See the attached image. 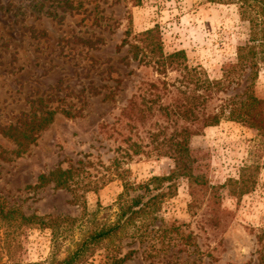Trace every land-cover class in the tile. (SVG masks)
Masks as SVG:
<instances>
[{"label":"rangeland","instance_id":"rangeland-1","mask_svg":"<svg viewBox=\"0 0 264 264\" xmlns=\"http://www.w3.org/2000/svg\"><path fill=\"white\" fill-rule=\"evenodd\" d=\"M82 4L81 14L70 18L61 5L45 2L42 14L21 23L13 15L16 8L23 11L28 1L0 0V126L15 124L24 118L21 114L39 116L42 109L57 112L24 152L8 133H0V196L27 217H47L46 227L22 226L9 254L0 245V264H56L88 233L116 221L122 182L114 177L118 170L114 159L120 155L117 149L127 145L110 127L103 132L101 127L114 124L135 93L139 76L147 73L121 46L128 35L157 25L166 53L183 50L189 65L201 67L214 80L222 76L225 64L235 60L237 45L246 39L247 25L240 21L235 5L205 0H140L136 6L130 0H83ZM46 12L50 15H43ZM22 26L44 34H32ZM76 36L100 37L104 42L90 50ZM251 90L264 100V70ZM151 130L147 126L137 133L145 139ZM257 138L255 130L229 121L205 128L190 139L195 172L213 186L236 177L243 164L262 155ZM121 163L119 168L129 171L135 181L165 175L172 168L166 158L135 157ZM71 167L80 169V187L95 189L83 196L85 215L82 207L70 204L68 191L36 186L39 175ZM81 189L80 193L86 188ZM190 201L187 183L181 180L176 196L164 203L153 225L145 224L142 227L149 228L139 232L132 228L139 224L129 226L98 247L84 264H112L108 255L122 257L129 251L135 252L122 264H260L264 170L255 191L239 204L228 197L222 200L221 210L227 216L216 227L202 209L190 211ZM65 217L78 222L63 223Z\"/></svg>","mask_w":264,"mask_h":264},{"label":"trees","instance_id":"trees-1","mask_svg":"<svg viewBox=\"0 0 264 264\" xmlns=\"http://www.w3.org/2000/svg\"><path fill=\"white\" fill-rule=\"evenodd\" d=\"M27 1L28 6L23 11L20 7L16 8L17 12L13 15L15 19L21 18V23L36 13L42 14L39 12L45 2L61 5L64 14L70 18L80 15L79 10L83 7V0ZM130 1L135 6L140 3V0ZM205 1L235 5L240 21L247 25L246 39L237 45L235 60L225 64L221 69L222 76L214 80L201 67L189 65L183 50L166 53L157 25L138 35H128L122 41L121 46L127 47L131 61L146 69L147 73L139 76L135 93L127 100L114 124L101 127L102 132L110 127L121 138V142L127 145L126 149H117L120 155L114 159V168H118L114 177L122 182V192L116 202V221L108 227L88 233L75 245L74 251L56 264H84L93 257L98 247L116 238L129 226L139 224L141 227H132L137 229L136 232L142 228L148 229L142 226L154 224L164 203L176 196L181 180L186 181L191 198L188 209H202L212 227H216L222 217L227 216L221 210V202L225 197L239 204L244 196L255 191L258 176L264 170V100L256 97L251 87L259 71L264 70V0ZM43 15L50 14L46 12ZM22 29L32 34H44V31L34 27L22 26ZM75 39L90 50L97 49L104 42L100 37L76 36ZM172 75L175 76L170 78ZM109 95H105L104 100ZM42 110L39 116L31 112L29 115L21 114L24 118L15 124L0 126V133H8L7 136L13 139L17 147L23 149L20 152H24L25 148L36 141L37 134L52 123L57 113L55 110ZM61 112L65 117L72 118L69 111ZM222 121L255 130L258 137L256 147L262 155L255 156L256 160L251 163L243 164L236 177L213 186L204 175L195 172L197 161L191 153L190 139ZM147 126L153 130L148 131L147 137L142 139L137 130ZM123 129L126 134L121 131ZM135 157L166 158L172 162V168L165 175L151 176L144 181L131 180L129 171L119 166L123 164L121 162H130ZM79 178V168H56L48 174L39 175L36 186L53 185L56 190L68 191L72 196L70 204L82 207L83 210L84 194L95 189L87 185L80 187ZM81 188L86 189L80 193ZM82 212L85 215L86 212ZM46 218L36 215L27 217L19 207L7 204L0 196V245L9 254L15 249V239L22 226L33 223L46 227ZM61 221L74 225L78 219L65 217ZM142 234L138 235V239L142 238ZM186 239L190 240V236ZM179 251L183 252L184 249ZM134 252L129 251L122 257L108 255L107 259L112 264H122L132 258ZM259 259V263L264 264V256L260 255Z\"/></svg>","mask_w":264,"mask_h":264}]
</instances>
